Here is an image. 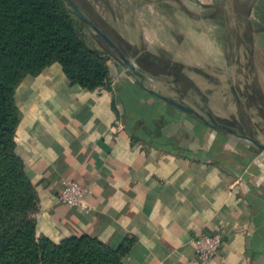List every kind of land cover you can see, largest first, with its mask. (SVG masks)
<instances>
[{"label":"crops","instance_id":"obj_1","mask_svg":"<svg viewBox=\"0 0 264 264\" xmlns=\"http://www.w3.org/2000/svg\"><path fill=\"white\" fill-rule=\"evenodd\" d=\"M109 70L111 90L71 84L59 63L15 89V152L37 192V235L59 243L88 234L112 249L130 241L122 264H181L194 257L196 232L220 231L219 253L205 264H264L256 146L237 133L215 147L203 120L153 84L139 88L117 60ZM66 179L89 187L86 208L58 202Z\"/></svg>","mask_w":264,"mask_h":264},{"label":"rangeland","instance_id":"obj_2","mask_svg":"<svg viewBox=\"0 0 264 264\" xmlns=\"http://www.w3.org/2000/svg\"><path fill=\"white\" fill-rule=\"evenodd\" d=\"M75 1L135 63L142 76L127 70L140 82L264 144V0ZM206 130L217 148L237 138ZM258 150L251 163L264 162Z\"/></svg>","mask_w":264,"mask_h":264},{"label":"trees","instance_id":"obj_3","mask_svg":"<svg viewBox=\"0 0 264 264\" xmlns=\"http://www.w3.org/2000/svg\"><path fill=\"white\" fill-rule=\"evenodd\" d=\"M83 26L68 0H0V264H122L131 245L112 249L88 234L59 243L38 236L37 192L15 152L14 93L26 76L59 63L71 84L112 89L109 62L120 60L110 48L87 39Z\"/></svg>","mask_w":264,"mask_h":264},{"label":"built area","instance_id":"obj_4","mask_svg":"<svg viewBox=\"0 0 264 264\" xmlns=\"http://www.w3.org/2000/svg\"><path fill=\"white\" fill-rule=\"evenodd\" d=\"M256 163L260 162L256 161ZM89 193L90 189L87 185L66 179L62 182V188L57 194V200L62 204L84 209L86 208V197ZM193 243L195 246L194 257L186 259L181 264H205V262L214 258L219 253L222 244V234L220 231L210 233L198 231L193 237Z\"/></svg>","mask_w":264,"mask_h":264},{"label":"water","instance_id":"obj_5","mask_svg":"<svg viewBox=\"0 0 264 264\" xmlns=\"http://www.w3.org/2000/svg\"><path fill=\"white\" fill-rule=\"evenodd\" d=\"M69 4L71 5V7L73 8V10L75 11V13L77 14V16L79 17V19L90 26V28L92 29V31L94 33H96L107 45L108 47L111 49V51L120 59L121 63L124 65V67L126 69L131 70V72L138 74L139 76H142V74L140 72H138L137 70H135V63L129 59L128 57L125 56V54L120 50V48L109 38V36L103 32L99 26L94 23L89 17H87L79 8L78 4L74 1V0H68ZM156 96H158L159 98H161L162 100H165L167 102H169L170 104H172L173 106L186 111L188 113L194 114L197 118L203 120L206 124H208L211 128H214L220 132L223 133H232V134H236V131L220 122H217L215 119H213L212 117H210V119H205L202 114H200L199 112H197L195 109L184 105L182 103H179L165 95H162L160 93L157 92H153ZM246 138H248L257 148H260L262 150H264V144L263 143H259L258 141H256L255 139L248 137V136H244Z\"/></svg>","mask_w":264,"mask_h":264}]
</instances>
